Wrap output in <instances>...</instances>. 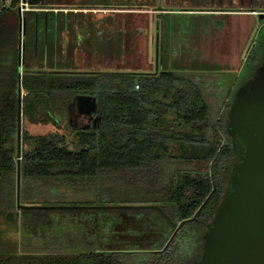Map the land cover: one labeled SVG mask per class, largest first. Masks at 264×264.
Masks as SVG:
<instances>
[{
	"label": "trees",
	"instance_id": "16d2710c",
	"mask_svg": "<svg viewBox=\"0 0 264 264\" xmlns=\"http://www.w3.org/2000/svg\"><path fill=\"white\" fill-rule=\"evenodd\" d=\"M8 11L12 10L0 14V216L15 223L19 165L21 181L109 183L115 191L127 194L116 206H159L175 223L184 225L175 230L156 210H92L110 216L103 225L97 224L89 231L95 241L89 237L86 244L93 243L94 248L71 243L27 254L0 239V264H192L200 260L205 224L217 212L236 159L228 132L229 113L239 88L262 65L264 33L251 44L244 62L246 77L226 98L220 115L213 117L199 81L189 78L182 69L173 68L171 62L170 67H165V57L159 58L161 70L156 73L79 71L82 47L76 38L88 34L94 25L89 23L88 15L79 18L73 12L46 14L47 20L54 14L58 22H63L55 23L53 36L58 40L52 44L48 43L52 36L49 27L40 30L39 14L26 19L25 70L20 86V17L18 21ZM178 12L163 20L165 33L167 29L172 32L174 17L189 15ZM245 12L264 16V10ZM115 35L113 28L111 39L116 44ZM217 36L218 32L212 31L211 37ZM85 48L89 55L92 48ZM93 50L99 49L95 46ZM28 53L33 57L29 63ZM107 54L104 51V58ZM236 76L233 74V78ZM79 95L97 100L100 123L88 130H73L77 151L67 147L66 136L59 132L31 136L22 129L24 119L31 124L60 126L55 116L69 111ZM169 117L174 118L177 129L170 128ZM26 146L30 149L25 150Z\"/></svg>",
	"mask_w": 264,
	"mask_h": 264
},
{
	"label": "rangeland",
	"instance_id": "374dc122",
	"mask_svg": "<svg viewBox=\"0 0 264 264\" xmlns=\"http://www.w3.org/2000/svg\"><path fill=\"white\" fill-rule=\"evenodd\" d=\"M142 4L140 8L143 7ZM41 7L45 10L59 8H54L55 6L51 1H47ZM188 7L193 11H201V13L190 12L197 15L176 16L171 20L173 35L171 48H169L170 41L167 34L163 35L164 66L170 67L171 62L173 68L182 69L189 78L199 81L198 84L203 88L210 105L211 114L213 117H217L223 110L226 98L231 97L232 93L239 88L242 79L246 77L244 62L252 42L258 40L264 33V16L261 14L255 16L245 11L263 10L264 0H192ZM64 8L73 7L65 6ZM12 11H8L10 12L8 15L15 14L14 18L19 21L18 11L14 10L17 14ZM48 13L50 12L39 13V25L40 30L41 27L44 29L46 25L49 27L48 30L52 36L48 43L52 44L58 40L56 36H53L55 23L61 25L63 22L61 20L58 22L59 19L56 20L54 14H51L47 20L46 14ZM37 14L36 12H29L25 14L23 21L26 22L29 16L36 17ZM210 14H220V16H211ZM85 16L87 15L81 13L78 17L83 18ZM88 17L91 16L88 15ZM149 18L150 15L143 13L136 15L118 14L112 18L114 23L116 21L113 27L116 29V44L111 39L112 34L109 33L108 37L105 36L108 28L104 26V23L98 25L94 38L92 36L94 34L93 27L91 34L78 35L80 38L77 36L76 40L82 42L81 55L78 58L81 69L79 71L156 73V58L149 53L150 36L146 33L149 29L147 27V19ZM82 20L79 19V21ZM92 22V18H90L89 23ZM32 27L34 30V23ZM212 31L218 32L216 38L211 37ZM218 37L219 43L217 42ZM25 39L24 37V42ZM96 41H98L99 50L94 52V42ZM154 41L153 33V46ZM91 43L94 44L93 47ZM85 45L92 48L89 50V55L86 54ZM169 49L171 50L170 53ZM111 50L113 53H110ZM28 51L32 52L29 49ZM104 51H108L105 58ZM30 54H27L30 58L29 61L27 60L28 63L33 59ZM36 65L38 67L39 63L37 62ZM242 65V69L239 70ZM24 68L23 70H25ZM231 72L236 73V78H233ZM160 98L168 102L170 100ZM55 117L59 120L60 126L52 123L31 124L24 119L22 120V129L31 136L59 132L66 136L67 147L72 151H77V141L72 132L74 129H82L81 119L78 120L73 117V126H71L69 111L66 110H64L63 116L56 115ZM169 123L172 130L177 129L173 117H169ZM178 130L187 131L184 128ZM29 149L28 146L25 147V150ZM111 185L109 183L100 185L98 183L61 181L59 179L23 180L20 188V206L25 207V209L18 211L17 205V210H14V224H10L5 217L0 216V239L13 244L19 253L27 254L45 252L50 249L55 250L71 243L87 248V241L90 239L91 242L95 241L93 240L95 236L91 237L89 231L94 230L97 224L103 225L105 218L110 217L107 213L28 208L86 206L84 205L86 203L99 204L92 206L116 207L119 199L126 197L127 194L115 191ZM105 236L109 238L110 234L107 233ZM109 243L110 240H107V244ZM88 247L94 248V244L92 243Z\"/></svg>",
	"mask_w": 264,
	"mask_h": 264
},
{
	"label": "water",
	"instance_id": "95a60500",
	"mask_svg": "<svg viewBox=\"0 0 264 264\" xmlns=\"http://www.w3.org/2000/svg\"><path fill=\"white\" fill-rule=\"evenodd\" d=\"M29 4L33 7L44 6L45 0H29ZM23 29V21L20 18L18 46L20 86L26 50ZM72 105L82 115L90 117V124L82 128L83 130L97 127L100 118L93 117L98 110L94 97L79 95ZM228 132L232 137L236 156L232 176L214 218L205 224L206 233L203 236L201 259L192 264H264V59L253 77L237 91L228 117ZM18 137L20 140L21 114ZM20 188L21 175L18 165L19 210L25 209L20 206ZM28 209L156 210L175 230L184 225L183 222L175 223L159 206H69Z\"/></svg>",
	"mask_w": 264,
	"mask_h": 264
},
{
	"label": "flooded vegetation",
	"instance_id": "af4514ba",
	"mask_svg": "<svg viewBox=\"0 0 264 264\" xmlns=\"http://www.w3.org/2000/svg\"><path fill=\"white\" fill-rule=\"evenodd\" d=\"M47 1L53 2L55 6L54 8L56 7L63 8V9L51 8V9H47L48 10L47 12H51V11L52 12L59 11L65 13L73 12L77 17L81 13L83 14L89 13L88 15L91 16L90 18H92L93 21L92 24L94 25V30H93L94 34L92 35L93 38L95 36V31H97V27L99 24L104 23V26H107V24L111 25L112 18H115V16L118 14L143 13L150 15V18L147 19V27L149 29L146 32L147 35L150 36L149 53L158 60L159 58L164 57L163 41L161 42V38L163 40L164 34L165 35L167 34L169 38L170 41L169 48L172 47L173 44L172 32H168L167 29L166 30L167 33H165L163 20L167 18L171 19V16L176 14L175 11L177 10L179 11L178 14H185V15L188 14L190 15L193 14L190 12H194L192 11V9H190V7H188L189 3L192 0H45V3ZM142 3H146L148 5H143ZM141 4L143 5L142 8H140ZM65 6H71L73 8H69V9L64 8ZM152 31H154L153 33L155 37L154 46L152 43V39H153ZM97 42L98 41L94 42L96 47L98 46ZM69 116H70L69 122L71 126H73L72 125L73 117H76L78 120L81 119V123H83L82 128L90 124L89 122L90 117L82 115L79 112V110L73 105L69 108ZM93 117H97L96 113L93 115Z\"/></svg>",
	"mask_w": 264,
	"mask_h": 264
},
{
	"label": "built area",
	"instance_id": "2783aa9c",
	"mask_svg": "<svg viewBox=\"0 0 264 264\" xmlns=\"http://www.w3.org/2000/svg\"><path fill=\"white\" fill-rule=\"evenodd\" d=\"M42 7H33L29 4V0H0V14L3 13L6 10H17L19 13V16L21 20L23 21V18L25 14L29 12H47L48 10L41 9ZM254 15H257V13H254ZM23 27L25 30V22L23 21ZM25 33V32H24ZM156 70H160L158 59L156 58ZM156 71V72H157ZM136 89H139V86H136Z\"/></svg>",
	"mask_w": 264,
	"mask_h": 264
},
{
	"label": "crops",
	"instance_id": "0c3cea01",
	"mask_svg": "<svg viewBox=\"0 0 264 264\" xmlns=\"http://www.w3.org/2000/svg\"><path fill=\"white\" fill-rule=\"evenodd\" d=\"M201 13V12H200ZM85 15H88V14H85ZM108 29L106 30V33H105V36H107L108 37V35H109V33L110 34H112V31H113V21H112V23H111V25H109V24H107V26H106ZM94 28V27H93ZM90 33V32H89ZM84 34V33H83ZM83 34H81V35H83ZM95 34H96V32H95ZM80 35V36H81ZM80 36H78V38H80ZM96 37V36H95ZM156 40H157V38H156ZM78 43H79V45L81 46L82 45V42H79L78 41ZM232 74H234V72H231Z\"/></svg>",
	"mask_w": 264,
	"mask_h": 264
}]
</instances>
